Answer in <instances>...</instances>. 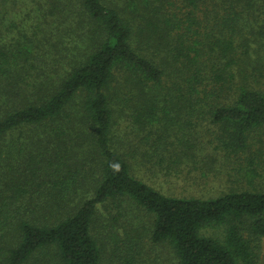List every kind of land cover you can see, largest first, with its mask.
<instances>
[{
	"label": "trees",
	"instance_id": "obj_1",
	"mask_svg": "<svg viewBox=\"0 0 264 264\" xmlns=\"http://www.w3.org/2000/svg\"><path fill=\"white\" fill-rule=\"evenodd\" d=\"M201 121L246 186L147 185L196 165ZM146 239L259 264L264 0H0V264H140Z\"/></svg>",
	"mask_w": 264,
	"mask_h": 264
},
{
	"label": "rangeland",
	"instance_id": "obj_2",
	"mask_svg": "<svg viewBox=\"0 0 264 264\" xmlns=\"http://www.w3.org/2000/svg\"><path fill=\"white\" fill-rule=\"evenodd\" d=\"M195 138L200 141L197 149L196 165H186L180 168L174 175L169 177L150 178V175L139 173L141 178L152 188L167 196L175 197H199L215 198L232 189H239L246 185L240 178V164L236 160L228 159L222 154H213L210 143L214 139V129L205 121H201L195 128ZM209 152L210 158H207ZM131 221L141 224L143 218L133 213ZM103 232L101 229L99 230ZM222 229L210 228L206 234L210 236H221ZM106 245L105 252L110 249L109 238L102 235ZM107 242L109 246H107ZM258 252L259 264H264V239L260 243ZM102 264H113L112 258L107 260L104 255ZM140 264H177L175 258L168 250H160L152 247L147 239L143 243V254Z\"/></svg>",
	"mask_w": 264,
	"mask_h": 264
}]
</instances>
